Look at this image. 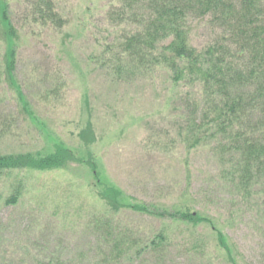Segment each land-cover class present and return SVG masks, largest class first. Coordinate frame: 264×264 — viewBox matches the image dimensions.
Wrapping results in <instances>:
<instances>
[{"label": "rangeland", "instance_id": "obj_1", "mask_svg": "<svg viewBox=\"0 0 264 264\" xmlns=\"http://www.w3.org/2000/svg\"><path fill=\"white\" fill-rule=\"evenodd\" d=\"M52 1L64 22L58 29L33 23L32 0H10L8 18L18 36L16 86L0 84V156L46 155L63 145L78 157L90 155L98 176L92 177L91 163L67 162L65 169L52 172L2 174L0 264H227L210 227L191 230L131 211L114 215L99 200L95 180L148 207L171 210L189 203L236 249L239 264H264L257 210L243 205L236 209L225 198L236 193L221 175L229 164L219 165L209 148L188 153L180 144L176 98L187 88L172 87L165 71L118 76L114 66L104 65L107 44L119 31L107 14L106 0ZM258 2L264 25V0ZM189 20L196 49L233 45L226 27L193 14ZM5 50L0 42V63ZM244 57L235 62L247 67ZM16 89L29 103V113L22 111ZM261 121L251 118L253 126ZM87 123L95 141L84 146L78 134ZM15 189L21 197L6 204ZM106 213L114 217L110 221L117 236L145 249L137 261L112 262L111 234L103 237V258L96 252L94 219ZM159 234L164 247L148 251Z\"/></svg>", "mask_w": 264, "mask_h": 264}, {"label": "trees", "instance_id": "obj_2", "mask_svg": "<svg viewBox=\"0 0 264 264\" xmlns=\"http://www.w3.org/2000/svg\"><path fill=\"white\" fill-rule=\"evenodd\" d=\"M32 1L33 23L43 27L49 23L53 29L64 26L52 0ZM106 1L109 7L107 14L119 31L115 40L107 44L104 65L114 66L118 76L132 71L142 75L165 71L172 87L187 88L176 98L180 144L188 153L190 150L209 148L219 165L225 167L229 164L228 172L221 175L229 178L236 196L225 198L229 206L236 209L239 205L255 208L264 235V121L255 126L251 122L252 116L264 120V25L260 20L262 14L258 0ZM9 4L10 0H0V42L6 47L0 63V84L7 81L13 87L16 86L13 75L14 42L18 36L8 18ZM192 14L226 27L233 45L229 43L231 46L222 47L215 43L202 49L192 46L189 20ZM244 56L248 57L247 67L235 62ZM16 91L22 111L29 113V103L19 89ZM78 137L84 146L94 143L89 123ZM62 146H55L46 155L24 153L0 156V176L12 172L62 170L66 162L87 167L92 162L90 155L81 158ZM96 165V162L89 165L93 169V178L98 176ZM95 183L99 188L98 198L110 213L116 215L131 211L168 219L174 225L187 226L191 230L199 226L210 227L217 233L218 249L223 253L225 262L239 264L236 249L229 245L210 219L192 210L189 203L171 210L148 207L123 197L110 184L103 186L100 180H95ZM10 197L6 204H16L21 190L15 189ZM110 219L114 217L107 213L98 214L94 219L93 226L98 236L96 252L102 259L107 250L103 247V237L111 234L114 240L112 262L131 261L133 258L134 262L137 261L145 249L125 236H117ZM164 245L165 239L159 234L150 241L148 251H160Z\"/></svg>", "mask_w": 264, "mask_h": 264}]
</instances>
